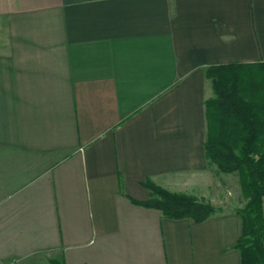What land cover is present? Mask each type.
<instances>
[{"label": "crops", "instance_id": "0c3cea01", "mask_svg": "<svg viewBox=\"0 0 264 264\" xmlns=\"http://www.w3.org/2000/svg\"><path fill=\"white\" fill-rule=\"evenodd\" d=\"M228 62H264V0H0V264H240L234 208L130 200H228L204 150Z\"/></svg>", "mask_w": 264, "mask_h": 264}, {"label": "trees", "instance_id": "16d2710c", "mask_svg": "<svg viewBox=\"0 0 264 264\" xmlns=\"http://www.w3.org/2000/svg\"><path fill=\"white\" fill-rule=\"evenodd\" d=\"M264 62H228L205 68L213 96L205 100L207 120L204 150L207 159L222 172L237 171L241 190L246 197L235 209L241 218V234L234 244L240 264H264V95L248 96L243 76ZM142 185L151 196L145 200L130 198L145 207L159 209L170 219H192L201 222L216 208L182 192H173L146 178ZM50 264H65L51 259Z\"/></svg>", "mask_w": 264, "mask_h": 264}, {"label": "rangeland", "instance_id": "374dc122", "mask_svg": "<svg viewBox=\"0 0 264 264\" xmlns=\"http://www.w3.org/2000/svg\"><path fill=\"white\" fill-rule=\"evenodd\" d=\"M255 68V71L251 70L243 76V84L245 87L246 94L248 96L256 97L264 95V71H261L262 69L259 67ZM208 162L215 167L216 171L221 174V176H223L224 194L228 197V200H226L225 203L219 206H214L209 202L207 203L214 206L217 212H222L224 210H232L233 208L235 211V209L238 208L236 206H238L239 204H241L239 207L243 206L247 199L241 190L238 172H222L217 169L214 163H211L209 160Z\"/></svg>", "mask_w": 264, "mask_h": 264}]
</instances>
